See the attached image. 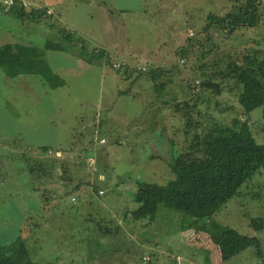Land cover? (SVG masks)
I'll return each mask as SVG.
<instances>
[{"label": "rangeland", "instance_id": "obj_1", "mask_svg": "<svg viewBox=\"0 0 264 264\" xmlns=\"http://www.w3.org/2000/svg\"><path fill=\"white\" fill-rule=\"evenodd\" d=\"M4 1L17 2L0 0V45L42 50L65 86L0 71V246L19 237L33 264H219L209 232L187 228L181 213L160 207L154 221L133 220L135 192L165 186L173 150L186 151L216 125L250 117L252 137L264 143L262 108L243 114L232 81L220 96L201 89L205 75L264 53V0L255 26L232 32L211 22L247 0H62L40 21L23 20ZM192 40L205 56L196 47L184 54ZM47 42L67 52L44 50ZM94 51L104 59L89 63L82 53ZM253 219L264 224V166L212 217L248 236L257 234ZM257 237L258 248L221 264H264V230Z\"/></svg>", "mask_w": 264, "mask_h": 264}, {"label": "trees", "instance_id": "obj_2", "mask_svg": "<svg viewBox=\"0 0 264 264\" xmlns=\"http://www.w3.org/2000/svg\"><path fill=\"white\" fill-rule=\"evenodd\" d=\"M256 2L257 0H247L234 12L227 13L215 21L211 15L208 19L213 20L211 23L215 28L221 30L229 28L230 32L237 26H255ZM6 4L8 5V2ZM24 6L21 3L12 6L18 10V17L40 21L47 15L45 8H32L31 11L26 12ZM72 39L70 34L64 32L62 41L71 45ZM186 47L183 51L185 55L189 49L192 52L194 47L202 56L207 54L201 45L193 40L189 41ZM45 49L67 52L64 44L52 42H47ZM43 53L42 50L23 45H2L0 71L8 79L38 76L50 87L56 89L63 86L64 81L50 72ZM82 54L89 63H93V58L99 61L105 56L103 51H94L89 56ZM152 77V80L156 79V75ZM226 81L233 82L236 100L243 114L248 117L252 111L262 108L264 120V53L260 58L252 59L244 65L229 63L224 70L205 75L201 89L210 90L216 96H220L222 83ZM175 106L179 109L178 105ZM188 108L192 109V106L185 105L186 112L183 114L190 116V112H187L190 110ZM249 119L242 121L235 118L230 126L216 125L203 134H195L186 151L173 150L171 154L173 179L165 186L146 183L139 185L135 192L138 208L132 213L133 220L154 221L160 207L170 212L181 213L189 219L187 228L197 229L196 231L205 234L209 232V239L218 249L220 260L223 262L229 261L250 247L258 248L261 241L257 235H242L232 228H222L212 221V217L264 166V143L257 144L252 137ZM261 130L264 134V126ZM206 223L208 225L204 226ZM250 227L255 233H259L263 231L264 224L253 219L250 221ZM0 264H33V262L27 246L17 237L0 246Z\"/></svg>", "mask_w": 264, "mask_h": 264}, {"label": "crops", "instance_id": "obj_3", "mask_svg": "<svg viewBox=\"0 0 264 264\" xmlns=\"http://www.w3.org/2000/svg\"><path fill=\"white\" fill-rule=\"evenodd\" d=\"M15 1H17V2H15V3H17V4H20V2H22V3H24V1H26V3H27V5L28 6H34V8L33 9H39V8H42V7H44V8H51L52 9V5H60V3H61V1L62 0H38V1H29V3L27 2V0H15ZM5 2V1H4ZM25 4V3H24ZM2 7V6H1ZM3 7H5L6 8V10L7 11H9L10 9V7H12V6H9V5H7L6 4V2H5V4H4V6ZM9 9V10H8ZM25 10V9H24ZM29 11H31V9H28V11H26V12H29ZM22 19L24 18V19H30V18H26V17H21ZM23 19V20H24ZM48 19L51 21V19H53L52 18V16H50V17H48ZM31 20V19H30ZM49 22V21H48ZM73 43V42H72ZM0 46H2V45H0ZM161 67L158 65V66H156L155 67V69L156 70H152L153 71V74L151 75V77L153 76V75H155L156 73H159V72H157V71H159V69H160ZM162 68H163V66H162ZM159 75V74H158ZM36 77H38V76H36ZM41 78V77H40ZM44 82V81H43ZM21 83L22 84H26L24 81H21ZM47 84V83H46ZM48 85V84H47ZM63 86H65V82H64V85ZM63 86H61V87H63ZM48 87L49 88H51V89H55V88H53V87H50L49 85H48ZM57 89V88H56ZM101 144V143H100ZM40 151H41V153H45L44 155H47V154H49L50 156H52L53 155V152L49 149V148H47V147H41L40 148ZM60 152L61 151H57V153H56V155H54V157H56V158H60ZM101 176V175H100ZM101 179L100 180H103V176H101L100 177ZM75 189H77V188H75ZM74 189V190H75ZM97 193H99L98 195L99 196H101V195H104V193L103 192H101V191H99V192H97ZM264 230V229H263ZM261 232H263V231H261ZM261 232H259V233H257L256 235L258 236ZM197 233H202V234H205V233H203V232H198L197 231ZM207 235V234H206ZM252 236V235H251ZM262 237V236H261ZM261 237L259 238V240H261ZM209 238V237H208ZM209 241L210 240H208V242H207V244L209 243ZM261 243V242H260ZM212 249H213V252H214V254H215V258L216 257H218L219 256V252H218V249H216V247L214 246V245H212ZM252 254V253H251ZM239 255H241V254H238V255H236L235 257H233L232 259H236V258H238L239 257ZM219 258V257H218ZM205 259H207V258H205ZM232 259H230L229 261H231ZM148 260V259H147ZM223 261L222 260H220V262H219V264H221ZM228 261H226V262H223V263H227Z\"/></svg>", "mask_w": 264, "mask_h": 264}, {"label": "built area", "instance_id": "obj_4", "mask_svg": "<svg viewBox=\"0 0 264 264\" xmlns=\"http://www.w3.org/2000/svg\"><path fill=\"white\" fill-rule=\"evenodd\" d=\"M8 5L11 6V4H9V2H8ZM71 201H72V202H75V199L72 198Z\"/></svg>", "mask_w": 264, "mask_h": 264}]
</instances>
